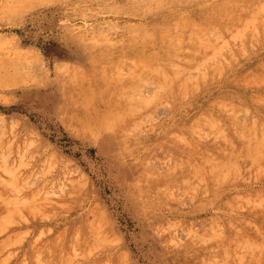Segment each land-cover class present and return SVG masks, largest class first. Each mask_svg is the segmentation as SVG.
<instances>
[{"label":"rangeland","instance_id":"1","mask_svg":"<svg viewBox=\"0 0 264 264\" xmlns=\"http://www.w3.org/2000/svg\"><path fill=\"white\" fill-rule=\"evenodd\" d=\"M251 1L264 0H0V178L12 182L17 202L5 208L15 212L3 222L11 225L0 226V264H201L204 257L264 264V100L252 101L264 95V16L263 24L246 25ZM226 16L236 28L229 20L233 29L223 27ZM204 17L209 29L197 40H208L206 63L212 60L202 77L190 74L191 92L167 95L151 77L143 86L129 82L140 55L171 48L162 35L182 34L177 19ZM179 45L166 57L176 64L184 57ZM101 77L128 81L136 116L103 124L109 92ZM159 88L166 97L152 107ZM120 93L112 96L116 107ZM81 97L86 107L78 106ZM231 142L234 158L241 146L254 157L241 148L240 164L233 154L226 162ZM199 157L205 172L229 164L217 186L220 173L189 176Z\"/></svg>","mask_w":264,"mask_h":264},{"label":"bare ground","instance_id":"2","mask_svg":"<svg viewBox=\"0 0 264 264\" xmlns=\"http://www.w3.org/2000/svg\"><path fill=\"white\" fill-rule=\"evenodd\" d=\"M222 2H224V1H222ZM221 2V3H222ZM251 3H252V1L249 3V13H247V16H246V19H244L245 21V23H246V25L248 24V25H250V26H252V24H254V23H256V21L259 23V20H260V18H259V16L260 17H263L264 16V1H262L261 3H259V4H254V3H252V5H251ZM223 4H225V2L223 3ZM225 5H227V4H225ZM218 7V4H217V6H216V8ZM241 9H242V6L240 7ZM246 9V8H245ZM248 10V9H247ZM246 10V11H247ZM224 11H225V9H224ZM226 13V15H228L227 14V12H225ZM225 13H224V15H225ZM234 13V12H233ZM232 13V14H233ZM241 13H243V10L241 11ZM215 14V13H214ZM231 14V15H232ZM238 14L240 15V12L238 11V13H237V19L235 18L234 20L237 22V24H238V22L240 21L239 20V18H241V16H239L238 17ZM224 15H223V18H224ZM219 18H220V16L219 15H217ZM229 16H230V14H229ZM205 17H206V15H205ZM202 18L201 20L202 21H193V22H190V23H186V25H184V23H182V22H178V19L176 20V23L174 22V26H173V28L175 29V30H183L182 31V34H178V36L176 35L175 36V34H172V33H170V31L168 32H166L164 35H162V37H161V41H162V38L164 39V41H162V42H165L163 45H165L166 46V48H167V46H169L168 48H170V46H171V48L170 49H163V51L164 52H162V51H160L161 52V54H162V56H160V55H157V56H155V46H154V49H153V51H150L148 54H143V55H140V57H139V60H140V62H141V65H140V67H130V70H129V72H128V74L126 75V77H129V79L131 80H129V82L130 83H132V84H134V85H137L136 84V82H134V80H138V81H140V84L139 85H141L142 84V86L144 85L143 83H144V81H146L148 78H150L151 77V79H153L155 82H156V84H155V86H158V87H161V88H164V89H167V95L168 94H170V93H173L174 94V92L176 93L177 91H178V93H179V95H180V91H181V89H182V91L183 92H185L186 90H188L189 89V92H191V90H192V86H190V84L193 82V78L190 76V74L191 73H194V71H196V73H198L199 75H200V77H202L201 76V72H203V71H201V72H199L200 71V69H201V67L202 66H204V69H205V67L206 66H208L209 64H208V62L209 61H211V60H209L207 63H206V61H207V56H209L210 54L209 53H207V50H209V49H211L210 48V46L211 45H209V49H205V46L207 45V43H208V40L206 41L207 43H205V42H198V40H197V38L199 39L200 38V34H206L207 32H208V29H209V26H208V24H207V22H209V21H207L206 20V18ZM208 17V16H207ZM222 17V16H221ZM226 18L227 19H225V25H223V27L224 26H227V20H229L230 19V17H228V16H226ZM258 18V20H256ZM264 18V17H263ZM181 19L182 18H180V21H181ZM184 19V18H183ZM222 19V18H221ZM233 20V21H234ZM233 21L232 22H230V20H229V27H230V25H231V23H233ZM206 22V23H205ZM220 22H221V20H220ZM264 22V21H263ZM213 23V22H212ZM216 23V22H215ZM218 23V22H217ZM261 23H262V21H261ZM261 23H259V24H261ZM257 24V23H256ZM263 24V23H262ZM243 25V24H242ZM245 25V24H244ZM246 25H245V27H246ZM247 25V26H248ZM212 27V26H211ZM210 27V28H211ZM231 27H233L232 25H231ZM243 27V26H242ZM215 28H216V26H215ZM227 28H228V26H227ZM233 28H236V27H233ZM233 28H228V29H233ZM247 28V27H246ZM245 28V30L247 31V29ZM212 29V28H211ZM218 29V28H217ZM225 29V28H224ZM224 29H222V30H224ZM241 29V28H240ZM243 29V28H242ZM213 30H216V29H213ZM235 30V29H234ZM251 30V29H250ZM227 31V30H226ZM238 31V30H237ZM249 31V30H248ZM211 32V31H210ZM218 32H220V31H217L216 30V33H217V37L220 35V33H219V35H218ZM212 33V32H211ZM215 33V34H216ZM238 33H239V31H238ZM241 33V32H240ZM222 34V33H221ZM227 34V33H226ZM232 35V34H231ZM175 36V37H174ZM210 36H212V35H210ZM215 36V35H214ZM242 36V35H241ZM220 37H223V36H221L220 35ZM240 37V36H239ZM228 38H229V36H228ZM243 38H244V36H243ZM242 37H241V40L243 39ZM201 39V38H200ZM206 39H207V37H206ZM210 39L211 40H213V41H215L214 40V38L212 39L211 37H210ZM209 39V40H210ZM238 39V38H237ZM219 40V39H218ZM217 40V41H218ZM220 40H222V38L220 39ZM219 40V41H220ZM233 40V39H232ZM202 41V40H201ZM216 41V42H217ZM238 41V40H237ZM240 41V40H239ZM242 41H244V40H242ZM227 44H228V42L227 41H225ZM210 43V42H209ZM179 44H183V45H185V50L183 49V54H184V57L182 58V60L178 63V64H176V63H174V62H171V61H173L172 59L170 60V59H167L166 57H169L170 56V54H171V51L170 50H175L174 48L175 47H178L179 46V48H180V45ZM211 44H215L214 46H216V43H214V42H212ZM224 44V43H223ZM223 44H221L222 46H225V44L223 45ZM240 44V43H239ZM220 45V44H219ZM219 45H217V46H219ZM160 46H162L161 45V43H160ZM164 47V46H163ZM204 47V48H203ZM228 47H230L229 45H228ZM232 47H234V46H232ZM207 48V47H206ZM215 48V50L217 49L216 47H214ZM161 49V48H160ZM158 50V49H157ZM162 50V49H161ZM172 50V51H173ZM218 50H220V49H218ZM221 50H222V48H221ZM229 50V49H228ZM159 51V50H158ZM170 51V52H169ZM182 51V50H181ZM223 52H224V50H222ZM230 52H231V49L229 50ZM212 52V51H211ZM213 52H214V50H213ZM219 52H221V51H219ZM215 53H216V51H215ZM222 53V52H221ZM220 53V54H221ZM139 54V53H138ZM157 54H159V52L157 53ZM211 54H213V53H211ZM223 54V53H222ZM216 55V54H215ZM214 55V56H215ZM228 55V54H227ZM212 57V56H211ZM220 57V56H219ZM219 57H217V59L219 58ZM224 57V56H223ZM215 58H216V56H215ZM225 58V57H224ZM220 59V58H219ZM223 59V58H222ZM231 60V59H230ZM175 61V60H174ZM216 61V60H215ZM228 62V61H227ZM212 63V62H211ZM214 64H215V62H214ZM218 65V64H217ZM216 66V65H215ZM212 67V66H211ZM220 67V66H219ZM210 67H208V70H210L211 71V69H209ZM216 68V67H215ZM218 68V67H217ZM216 68V70H220V68L219 69H217ZM223 69V68H222ZM157 71L158 72H160V73H165V76L163 77V76H160V75H158L157 74ZM221 71V70H220ZM203 73H206V72H203ZM243 75H246L245 73L243 74ZM204 76H206V75H204ZM126 77L125 76H123L122 77V79L123 78H125L126 79ZM247 77L248 78H251L249 75L248 76H246V78H245V80L247 79ZM254 77V76H253ZM132 78V79H131ZM195 78V77H194ZM261 78H264L263 76H261ZM74 79H76V78H74ZM196 79H197V77H196ZM195 79V80H196ZM253 78H251V80L249 81V82H247V85L249 84V86L250 85H252L253 83H254V85H255V82L252 80ZM258 79H260V77H258ZM120 80V79H119ZM152 80V81H153ZM244 80V79H243ZM255 80H257V78H255ZM264 80V79H263ZM262 80V81H263ZM121 81V80H120ZM123 81V80H122ZM127 81V80H126ZM153 81V82H154ZM235 81V80H234ZM251 81H253V83L251 82ZM259 82H261V80H258ZM257 81V83H259ZM141 82H143V83H141ZM236 82V81H235ZM246 82H244V84H243V86H246ZM139 83V82H138ZM238 82H236V84H237ZM124 84V85H123ZM129 83H128V81H127V83L126 82H124V83H122V85L121 84H119V82L117 81V82H112L109 78H107V77H104V78H102L101 77V81H100V86L102 87V88H105V90H107L108 92H109V99L108 98H106V99H108V101L106 100L105 101V99L103 100L104 101V104H105V102L106 103H108V104H105V108L103 109V111H102V119H103V124H104V122L105 121H107L106 123L107 124H104L105 126H107L108 125V127H111L110 125H112V124H114V123H117V122H119L122 118H132V115L133 116H136V115H134V114H136L135 112L133 113V112H131V110H130V108H129V103H130V101L132 100V98L133 97H131V95H130V92H129V90L128 89H126V87L127 86H129L128 85ZM146 84V83H145ZM239 84V83H238ZM263 84V83H262ZM127 85V86H126ZM138 85V86H139ZM241 85V84H240ZM257 85V84H256ZM259 85H260V83H259ZM258 85V86H259ZM137 86V87H138ZM134 88V86H131V89H133ZM190 87V88H189ZM195 87V86H194ZM161 88H159V90L161 89ZM129 89H130V87H129ZM137 89V88H136ZM180 91H179V90ZM126 90H127V92H126ZM159 90H157L158 91V94H159ZM131 91V90H130ZM133 91H134V89H133ZM161 91H162V89H161ZM181 91V92H182ZM114 92H116V93H122V94H124V97H121V98H123L122 99V101L121 102H119V105H118V107H116V105L114 106V97H112L113 96V93ZM132 92V91H131ZM135 92H137V91H135ZM135 92H133V93H135ZM165 91L163 90L159 95H157L156 96V101L154 100V103H153V101H151V102H149V98H147V97H144L143 95H141L140 93H139V95H140V99H139V101L141 100H143V103L141 102V104H143V105H145V109H149L151 106L152 107H154V105H156L155 104V102H157V100L159 101V100H161V98L164 96V95H166L165 93H164ZM187 92L188 91H186L185 93H186V95H187ZM194 92V91H193ZM120 93V94H121ZM138 93V92H137ZM162 94V96H160ZM164 94V95H163ZM251 94V93H250ZM253 94V93H252ZM154 95H156L155 93H154ZM181 95H182V93H181ZM180 95V96H181ZM257 95V94H256ZM256 95H254V96H256ZM146 96V95H145ZM158 96H160L159 98L160 99H157V97ZM176 96H177V93H176ZM183 96V95H182ZM181 96V97H182ZM249 96H251V95H249ZM259 96V95H258ZM264 95H262L261 94V97H260V99H258V98H253V102L254 101H256V100H258L259 101V104H260V102L261 101H263L264 100V97H263ZM136 97V96H135ZM139 97V96H138ZM151 97V96H150ZM155 97V96H154ZM164 97H166V96H164ZM187 97V96H186ZM185 97V98H186ZM257 97V96H256ZM263 97V98H262ZM219 98H221L222 100H224L225 98H226V96H224V95H221V96H219ZM134 99H137V97L136 98H134ZM254 99H256V100H254ZM121 100V99H120ZM119 100V101H120ZM218 102V99H216V100H214L213 102H211V103H214V102ZM221 101V100H220ZM110 102V103H109ZM132 103H135L136 101H131ZM138 102V101H137ZM146 102H149V103H151L150 105V107H147V106H149V104L147 103L146 104ZM227 102H228V100H227ZM227 102H225V103H227ZM257 102V101H256ZM86 103H88L87 101H86V99L85 98H78V100H77V104H78V106H81V107H86L88 104H86ZM222 103H224V101H222ZM262 103L263 102H261V105H262ZM76 104V105H77ZM210 104V103H209ZM218 104V105H217ZM256 104V103H255ZM131 105V104H130ZM142 105V106H143ZM211 105V104H210ZM213 105V104H212ZM215 105H217V108H219V109H222V104L221 105H219V102L218 103H216ZM224 105V104H223ZM233 107L234 106H237V104H235V103H232L231 104ZM230 105V106H231ZM137 106V105H136ZM138 106H140L139 104H138ZM224 106H226V105H224ZM227 106H228V104H227ZM141 107V106H140ZM147 107V108H146ZM216 107V106H215ZM240 107V106H239ZM238 107V108H239ZM114 108H117L118 110H119V112L118 113H116V114H114L113 115V111L115 110ZM133 108V107H132ZM131 108V109H132ZM141 108H143V107H141ZM225 108V107H224ZM226 108H229V107H226ZM232 108V107H231ZM230 108V109H231ZM242 108V107H241ZM232 110H237V107H235V109H231V113H233V111ZM133 111V110H132ZM230 112V111H229ZM133 113V114H132ZM227 113V112H226ZM228 114V113H227ZM206 115V114H205ZM230 115V114H229ZM232 115V117H233V114H231ZM209 116V115H208ZM227 116V117H226ZM134 118V117H133ZM211 118H213L214 119V117H211ZM210 117L209 118H207V121H208V119H211ZM225 118L227 119V118H229L230 119V116L228 117V115H225ZM213 119H211V121L213 120ZM105 120V121H104ZM199 120V119H198ZM217 119H215V121H216ZM230 120H233L232 118L230 119ZM193 121V120H192ZM191 121V122H192ZM210 121V120H209ZM85 122L86 123H84V124H87V125H92V123H91V121L86 117V119H85ZM110 122H111V124H110ZM230 123H231V121H229ZM204 123H205V121H204ZM209 123V122H208ZM69 124V123H68ZM207 124V123H206ZM262 124V123H261ZM107 127V128H108ZM245 134V133H244ZM243 134V135H244ZM96 135V134H95ZM107 137V136H106ZM261 137V136H260ZM250 138V137H249ZM254 138V137H253ZM248 139V138H247ZM251 139V141H252V138H250ZM255 140V139H254ZM253 140V141H254ZM236 141H237V139H236ZM251 141H250V144H251ZM257 141V139L255 140V143H258V141ZM253 143V142H252ZM260 143H262V142H260ZM231 144H232V142H231ZM249 144V146H251V147H249V148H246V149H249V151L251 150V149H253V150H255V148H253V146H256V145H254V144H251L250 145ZM253 145V146H252ZM262 145L260 144V147H261ZM230 149V153H229V150H228V160H227V157H225V161L226 162H229L230 161V159L232 160L231 162H233V160H234V162H236L235 164H240V160H243L242 158H243V156H241L244 152H245V150L246 149H244V146H241V148L242 149H244V152L243 153H241V151L240 150H242L240 147H238V150H237V154H241L240 155V157H239V160H238V157L237 158H234V157H236L234 154L236 153L235 151H236V148H235V145H234V147H233V144H232V147L229 145L228 146ZM237 147V146H236ZM257 147L258 148H260L259 147V145H257ZM263 147H264V145H263ZM232 148H234L235 150H233V152H235V153H233L232 152ZM257 148V149H258ZM227 149V148H226ZM225 149V150H226ZM240 149V150H239ZM256 149V150H257ZM261 149V148H260ZM263 149V148H262ZM261 149V150H262ZM253 150H251V151H253ZM264 150V149H263ZM238 151H240V153L238 152ZM248 150H246V154H248L249 153V155L250 154H252V157H254V154H253V152L252 153H250ZM257 151H260V150H257ZM256 151V152H257ZM255 152V151H254ZM255 152V153H256ZM233 154V155H232ZM261 153L259 152V155H260ZM185 155H188V153L187 154H185ZM230 155H232V157L229 159V156ZM258 155V156H259ZM239 156V155H238ZM256 156V155H255ZM242 157V158H241ZM202 159H204L203 157H201ZM200 157H199V163H197L196 161H193V162H196L195 164H193V166L192 167H194V168H191V166H189L186 170H190V168H191V170H193V172H189V170L188 171H186V173L187 172H189L190 174H189V176H195L196 178H197V174L199 173V171L201 172L202 170H203V174H205L207 171H209L208 169H207V171L205 172L204 170L205 169H203V168H205V164H204V160H203V162H202V160H200L201 159ZM234 158V159H233ZM238 161H240V162H238ZM252 159V158H251ZM189 160V159H188ZM201 162L204 164V166H203V164H201ZM206 162V161H205ZM252 162H253V160H252ZM197 166V168H198V170H195V172H194V169H196L195 168V166ZM203 167H202V166ZM224 165V164H223ZM226 165V166H225ZM223 167H218L217 169H216V171H214L215 169H213V171H214V173H220L221 171H222V168H225L226 169V167H227V165H229V164H225ZM206 166H208V165H206ZM232 166H230V168H231ZM207 168V167H206ZM220 168H221V171H220ZM228 168V167H227ZM235 168H236V166H235ZM235 168L233 169V170H235ZM201 169V170H200ZM2 170V169H1ZM5 170V169H4ZM3 171V170H2ZM197 171V172H196ZM213 171H209V173L208 174H210V175H213V176H215V175H217V174H212V172ZM223 171H225V170H223ZM231 171V173L233 172L234 173V171H232V169L230 170ZM230 171H227V172H230ZM171 172V171H170ZM205 172V173H204ZM1 173V172H0ZM168 173H169V171H168ZM185 173V172H184ZM194 173H195V175H194ZM197 173V174H196ZM232 173V174H233ZM2 174V173H1ZM179 174H181L182 175V173L180 172ZM193 174V175H192ZM202 174V175H203ZM202 175L200 174V177H202ZM205 175H207V173L205 174ZM205 175H203V176H205ZM219 175H221V173L220 174H218V178H216V180H215V182H213L211 179H212V176H211V181L213 182V184L215 183H217V182H219V181H217L218 179H219ZM223 175V174H222ZM188 177V176H187ZM186 177V178H187ZM225 177H226V175H225ZM207 178V177H206ZM226 178H228V177H226ZM226 178H224V180H222V182L221 183H223V181L224 182H226ZM5 179V178H4ZM4 179H2V178H0V205L1 206H3L4 207V212H1L0 211V221H1V223H0V226L3 228V226L2 225H4V224H6V226L8 225V226H10L9 224H8V222H6V223H4L3 224V222H4V220L6 221V218L7 217H10L11 215H14V216H12V217H10L11 219L12 218H14L15 219V212H9V210H7V209H5V208H12V207H16V205H17V202L15 201V199H14V197L12 196V192H11V190L9 189L10 187L12 188V185H11V183L12 182H7V179H6V181L4 180ZM182 179V178H181ZM180 179V180H181ZM209 179V178H208ZM186 180V179H185ZM207 180V179H206ZM209 180V181H210ZM219 180H221V179H219ZM184 181V180H183ZM188 181V180H187ZM207 182H208V180H207ZM8 183V184H7ZM10 183V184H9ZM15 182H13V185L14 186H18L17 184L15 185L14 184ZM162 183H164V182H162ZM166 183V182H165ZM165 183H164V185H165ZM168 183H169V181L166 183L167 184V187H168ZM172 183V182H171ZM188 183V182H187ZM154 184V183H153ZM172 184H174V182L172 183ZM9 186V188H8V186ZM148 185V184H147ZM151 185H152V183H151ZM211 185V184H210ZM162 186V185H161ZM166 186V185H165ZM183 186H184V183H183ZM216 186H217V184H216ZM211 187H212V185H211ZM19 188V187H18ZM17 188V189H18ZM148 188V187H147ZM169 188V187H168ZM213 188H215V186H213ZM155 189H157V188H155ZM162 190H163V188H161ZM14 190V189H13ZM158 191L160 190V189H157ZM168 190V189H167ZM164 191H165V189H164ZM166 192V191H165ZM164 192V193H165ZM171 194V193H170ZM166 195H168V194H166ZM164 196V195H163ZM167 197V196H166ZM16 198V197H15ZM168 199H170L169 197H167ZM16 200H17V198H16ZM27 205V204H26ZM23 206V205H22ZM24 206H25V204H24ZM3 207H1L2 209H3ZM0 208V210H2ZM18 208H19V206H18ZM22 208V207H21ZM21 208H20V210L19 211H21ZM26 208H28V207H26ZM14 209H16V208H14ZM6 210V211H5ZM13 210V209H12ZM17 210V209H16ZM26 211H28L27 209H26ZM7 213H8V215H7ZM17 213H19L18 211H17ZM24 215V214H23ZM17 216H18V214H17ZM17 216H16V218H17ZM9 219V218H8ZM11 219H9L11 222H14V221H17V220H14V221H12ZM19 219V218H18ZM10 223V222H9ZM5 227V226H4ZM4 229V228H3ZM2 229V230H3ZM1 230V231H2ZM1 234V233H0ZM12 235H16V233H12ZM213 254V253H212ZM211 254V255H212ZM205 256V255H204ZM203 256V257H204ZM207 256V255H206ZM208 258V257H207ZM200 262H201V264H214L215 262L213 261V259L212 258H208V259H206L205 257L202 259V258H200Z\"/></svg>","mask_w":264,"mask_h":264}]
</instances>
